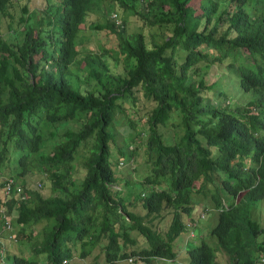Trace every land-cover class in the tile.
Here are the masks:
<instances>
[{"label": "trees", "instance_id": "trees-1", "mask_svg": "<svg viewBox=\"0 0 264 264\" xmlns=\"http://www.w3.org/2000/svg\"><path fill=\"white\" fill-rule=\"evenodd\" d=\"M2 24L0 187L35 172L50 192L23 176V198L3 201L43 237L8 253L0 231V264H78L96 244L104 262L88 264H264V0H0ZM86 28L98 52L78 45ZM139 97L141 131L128 119L118 137Z\"/></svg>", "mask_w": 264, "mask_h": 264}, {"label": "rangeland", "instance_id": "rangeland-1", "mask_svg": "<svg viewBox=\"0 0 264 264\" xmlns=\"http://www.w3.org/2000/svg\"><path fill=\"white\" fill-rule=\"evenodd\" d=\"M138 4L135 3V6H137ZM35 7L39 8L38 5H35ZM116 10L119 12L120 16H124L125 18V27L127 29V31H131L133 28H137V26H135V19L136 16L134 15L132 9H125L124 11H122L119 7H116ZM92 17L94 18V16L89 15L88 16V20L92 19ZM1 22H3L1 20ZM5 25L2 24L0 26V30H2V32L4 31ZM144 32V36H146V39L149 38V32L147 27H144L143 29ZM157 32V31H156ZM155 38V36H154ZM80 43L78 44L80 47L81 46H86L88 49H90L92 52H98V36L97 34H93V32L86 28L84 29V35L83 37H81ZM84 43V44H83ZM227 77L229 78V83H230V90L231 93L233 95V98L237 101H242L246 99L247 94L243 93L239 88H237V86L235 85L236 82L234 81V78H232L229 74L227 75ZM136 96L137 92L135 93ZM143 101L141 97L138 98L136 104L131 102L130 99H126V102L129 104L128 106H125L123 104V102H121V106H122V112L121 113H117L116 114V122L114 123V130L116 132V135L118 137H122L125 136L127 137V135L132 133V130H130L126 125L128 119H132V120H136L135 125L137 127V129L139 131H141L142 129V119L137 118L138 114L141 115V112L144 111V105H143ZM143 105V108L142 106ZM141 106V107H140ZM134 110H136L137 112H135ZM178 121V115L175 112L171 113V118L168 119V123H176ZM127 149H129L127 147ZM140 150H142V148H139ZM80 157V150H77L75 152L74 155V164H77L78 160ZM120 164V163H119ZM130 165H134L135 167V172L137 173L136 176H134L132 178V180L134 178L137 177L138 174H141L142 171V167H143V163H142V155L139 152L135 157H132L131 162H129ZM77 169L76 171L73 173L74 175H81L83 170L82 167H80L78 164L76 165ZM24 176L25 179V184H35L39 187L40 191L42 192L43 195H46L50 192V188H49V180L47 177H43L42 180H34L36 178V174L34 173H26L23 174L21 177ZM20 176H18L16 179L19 181ZM43 181V183H42ZM42 183L41 185H38L37 183ZM0 197H2V193H1V189H0ZM206 201L205 199L203 200V202ZM130 209H133L132 207H130ZM137 209V207H136ZM203 213V212H200ZM207 214V213H206ZM14 216V211L13 209L11 210V217ZM264 220V206L262 209V212L260 213V219ZM216 218L215 215L210 212L207 214L206 217H204V219H201V224L204 225V228H209L214 222H215ZM166 221V217L162 220V222L164 223ZM40 222L34 223V224H28L26 227H21L20 224H12V229H7L5 228L4 230H2V233L4 234L5 238H6V242L4 245V249L8 252V253H22L24 255L29 254L32 251V242L34 241H39L40 239H42L43 235L40 234ZM161 225V224H160ZM198 225V224H197ZM162 226V225H161ZM19 228L23 229L24 233H21V231L19 230ZM15 231L16 233V237L15 240L12 237V233ZM28 233H31L33 236L32 237H28ZM191 235V232H190ZM183 239L186 238V235H182ZM194 237V234H193ZM207 241L210 245L215 244L216 239L214 238V236H207ZM183 241V240H182ZM188 241H190L188 239ZM193 241V243L195 244L197 242V240H191ZM177 243H175L176 247H178V250L180 249L181 252H183V246L182 244H180L179 239L176 241ZM179 243V244H178ZM178 244V246H177ZM79 250L77 248V254L70 260H75L78 264H88L91 261H96L98 263H102L104 262V254H102L101 250H100V246L98 244L94 245L89 252L85 253L83 256H79L78 254ZM117 264V263H116ZM118 264H144L143 262H134L132 263V261H124V260H119ZM155 264H187L186 258H184L183 256L179 255L176 260H167V259H159L157 258L155 260Z\"/></svg>", "mask_w": 264, "mask_h": 264}, {"label": "clouds", "instance_id": "clouds-1", "mask_svg": "<svg viewBox=\"0 0 264 264\" xmlns=\"http://www.w3.org/2000/svg\"><path fill=\"white\" fill-rule=\"evenodd\" d=\"M18 185L19 187H20V190L19 191H17V192H15V190H14V192L12 191V192H10L9 194H5L4 193V191H3V183H2V186L0 187V189H1V193H2V197H1V203H0V209H2V211H3V213L7 216V219H8V226H2V222H3V218H0V231H2V230H4L5 228H7V229H12V224L14 223L13 222V218L15 217V215H16V209H13V211H14V216L13 217H11V210L10 211H8L7 212V207H6V204L5 203H3V201H6V200H8V199H10L11 198V195H13V194H17V196L15 197V199H21V198H23V187H22V185H21V183H19V181L18 182H15V180H13V189L15 188V186L14 185ZM38 185H41L40 184V182L39 183H37ZM2 226V227H1ZM12 235V237L14 238V240H15V237H16V233H15V231L11 234ZM261 255H264V254H259L258 255V259L260 260V256ZM263 261V260H262Z\"/></svg>", "mask_w": 264, "mask_h": 264}, {"label": "built area", "instance_id": "built-area-1", "mask_svg": "<svg viewBox=\"0 0 264 264\" xmlns=\"http://www.w3.org/2000/svg\"><path fill=\"white\" fill-rule=\"evenodd\" d=\"M15 188L13 189V181L11 178H7V180L3 183V191L5 194H9L10 192H17L20 190V187L18 185H14ZM0 218H3V222H2V226H8V219H7V216L3 213L2 209H0ZM1 226V227H2ZM260 260H264V255H261L260 256Z\"/></svg>", "mask_w": 264, "mask_h": 264}]
</instances>
